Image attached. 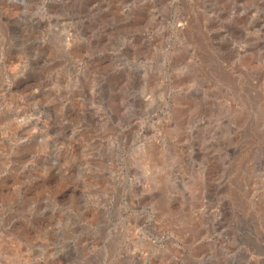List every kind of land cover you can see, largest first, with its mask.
Wrapping results in <instances>:
<instances>
[{
    "label": "rangeland",
    "instance_id": "obj_1",
    "mask_svg": "<svg viewBox=\"0 0 264 264\" xmlns=\"http://www.w3.org/2000/svg\"><path fill=\"white\" fill-rule=\"evenodd\" d=\"M0 264H264V0H0Z\"/></svg>",
    "mask_w": 264,
    "mask_h": 264
},
{
    "label": "bare ground",
    "instance_id": "obj_2",
    "mask_svg": "<svg viewBox=\"0 0 264 264\" xmlns=\"http://www.w3.org/2000/svg\"><path fill=\"white\" fill-rule=\"evenodd\" d=\"M229 85V84H228ZM253 98V97H252Z\"/></svg>",
    "mask_w": 264,
    "mask_h": 264
}]
</instances>
